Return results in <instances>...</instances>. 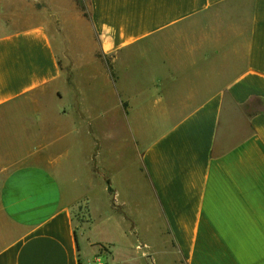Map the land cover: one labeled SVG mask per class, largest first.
<instances>
[{
  "label": "crops",
  "instance_id": "0c3cea01",
  "mask_svg": "<svg viewBox=\"0 0 264 264\" xmlns=\"http://www.w3.org/2000/svg\"><path fill=\"white\" fill-rule=\"evenodd\" d=\"M35 1L0 0V264H264V0Z\"/></svg>",
  "mask_w": 264,
  "mask_h": 264
},
{
  "label": "rangeland",
  "instance_id": "374dc122",
  "mask_svg": "<svg viewBox=\"0 0 264 264\" xmlns=\"http://www.w3.org/2000/svg\"><path fill=\"white\" fill-rule=\"evenodd\" d=\"M61 2L68 4L67 0H60ZM35 2H39L38 6H41L42 0H37ZM74 3L78 7V9L83 10L85 12L86 10V1L85 0H74ZM65 4V3H64ZM76 7V8H77ZM66 37L72 38L73 34L70 32L66 33ZM88 171H86V168H82L79 170V175L75 180L74 188L79 189L80 193L84 192L85 187H83L84 184H86L89 180L88 177ZM62 190L63 194L65 196V199L70 200V190L72 187V184L68 182H64L62 185ZM73 195V194H72ZM89 197V195H88ZM88 203L86 201H79L78 204L75 206V215H81L82 211L83 213H87L88 209ZM82 213V215H83ZM89 213V212H88ZM143 240V238H142ZM148 242L145 241V243L149 246V248H141L137 252L132 250V255L131 258L126 257L125 260L122 262V264H172L174 258L172 256H166L162 257V255L154 250V245H156L155 240H147ZM144 242V240H143ZM102 253L105 256V260L101 261L102 264H118L119 259L113 257L112 255L110 256L109 249L105 247L101 250ZM150 251V252H149Z\"/></svg>",
  "mask_w": 264,
  "mask_h": 264
},
{
  "label": "built area",
  "instance_id": "2783aa9c",
  "mask_svg": "<svg viewBox=\"0 0 264 264\" xmlns=\"http://www.w3.org/2000/svg\"><path fill=\"white\" fill-rule=\"evenodd\" d=\"M98 264H102V263H99V262H98Z\"/></svg>",
  "mask_w": 264,
  "mask_h": 264
}]
</instances>
